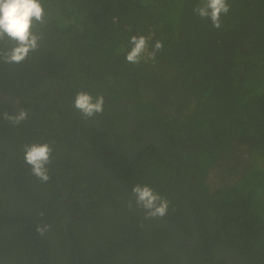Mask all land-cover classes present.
<instances>
[{
    "label": "trees",
    "instance_id": "trees-1",
    "mask_svg": "<svg viewBox=\"0 0 264 264\" xmlns=\"http://www.w3.org/2000/svg\"><path fill=\"white\" fill-rule=\"evenodd\" d=\"M199 3L45 0L38 52L0 62V264H264V0H228L220 29ZM133 35L149 37L139 65ZM79 91L103 114L84 119ZM31 143L53 147L46 183ZM136 184L169 201L163 219Z\"/></svg>",
    "mask_w": 264,
    "mask_h": 264
},
{
    "label": "clouds",
    "instance_id": "clouds-1",
    "mask_svg": "<svg viewBox=\"0 0 264 264\" xmlns=\"http://www.w3.org/2000/svg\"><path fill=\"white\" fill-rule=\"evenodd\" d=\"M228 0H200L194 7V13L201 19H209L214 28H221V15L229 13ZM49 23V13L45 0H0V62L4 64H22L32 53L38 52L44 37L43 30ZM131 48L125 55L126 62L139 65L149 46V37L133 35L129 39ZM162 41L157 40L149 59H155L156 53L163 49ZM73 107L84 119H89L104 112V96L95 97L88 92L79 91L74 97ZM29 113L21 108L17 114L3 113V119L13 125L26 121ZM53 147L49 143H31L24 146L23 162L29 166L31 174L41 183L50 179L48 165L52 162ZM135 206L144 211L145 219H163L169 208V201L148 185L136 184L132 188ZM129 201L128 207H132ZM43 216L44 213L39 214ZM51 226L36 227L43 236Z\"/></svg>",
    "mask_w": 264,
    "mask_h": 264
},
{
    "label": "flooded vegetation",
    "instance_id": "flooded-vegetation-1",
    "mask_svg": "<svg viewBox=\"0 0 264 264\" xmlns=\"http://www.w3.org/2000/svg\"><path fill=\"white\" fill-rule=\"evenodd\" d=\"M6 101H7L8 103H10V101H9V100H6ZM54 172H55V171H54ZM68 224H69V222H68ZM68 224H66V227H67V225H68ZM66 227H65V228H66Z\"/></svg>",
    "mask_w": 264,
    "mask_h": 264
},
{
    "label": "built area",
    "instance_id": "built-area-1",
    "mask_svg": "<svg viewBox=\"0 0 264 264\" xmlns=\"http://www.w3.org/2000/svg\"><path fill=\"white\" fill-rule=\"evenodd\" d=\"M148 57V56H147Z\"/></svg>",
    "mask_w": 264,
    "mask_h": 264
}]
</instances>
